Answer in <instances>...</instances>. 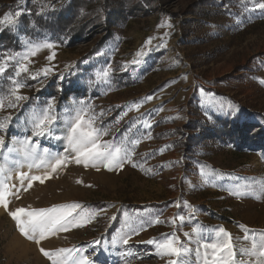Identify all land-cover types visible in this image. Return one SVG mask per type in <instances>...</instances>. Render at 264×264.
I'll return each instance as SVG.
<instances>
[{
    "label": "rangeland",
    "instance_id": "obj_1",
    "mask_svg": "<svg viewBox=\"0 0 264 264\" xmlns=\"http://www.w3.org/2000/svg\"><path fill=\"white\" fill-rule=\"evenodd\" d=\"M119 1L124 16L95 52L104 29L94 17L83 43L68 47L45 35L23 40L11 58L25 99L12 95L0 107L8 209L79 204L74 215L87 222L38 245L0 206V264H52L41 248L80 249L89 264H264V145L237 147L228 138H203L192 151L182 145L198 119L264 129V9L257 6L264 0ZM20 66L27 71L17 76ZM61 85L70 94L59 108ZM49 105L51 134L34 135L35 117ZM78 114L91 119L98 143L125 149L122 168L75 163L67 131ZM57 158L66 166L52 172ZM19 173L50 178L29 188ZM220 229L230 234L234 260L227 250L214 255L211 245L229 239ZM165 238L178 241V257L148 243Z\"/></svg>",
    "mask_w": 264,
    "mask_h": 264
},
{
    "label": "trees",
    "instance_id": "obj_2",
    "mask_svg": "<svg viewBox=\"0 0 264 264\" xmlns=\"http://www.w3.org/2000/svg\"><path fill=\"white\" fill-rule=\"evenodd\" d=\"M119 0H0V12L11 13L15 19L14 25L0 24V66L6 65V71L0 74V98L3 102L11 100L14 88L13 80L16 67L11 62L14 54L24 49L23 40L37 42L41 37L50 35L62 45L73 47L83 43L87 32L94 27L93 18H98L99 27L104 33L94 44L96 49L105 45L112 37V23L122 18L125 3ZM21 12L19 17L15 16ZM91 23V24H90ZM101 25V26H100ZM105 26V27H104ZM89 29V30H88ZM59 93L57 105L62 108L65 104L69 89L63 85ZM49 89L54 90V85ZM34 104V101H32ZM36 103V102H35ZM43 106L44 103H36ZM39 104V105H38ZM186 141L182 145L192 151L203 138L231 139L237 147H250L264 145V129L260 125L247 122L238 123L236 120L214 118L211 124L199 119L191 123Z\"/></svg>",
    "mask_w": 264,
    "mask_h": 264
},
{
    "label": "snow or ice",
    "instance_id": "obj_3",
    "mask_svg": "<svg viewBox=\"0 0 264 264\" xmlns=\"http://www.w3.org/2000/svg\"><path fill=\"white\" fill-rule=\"evenodd\" d=\"M257 6L264 9V3L258 4ZM20 15V11L15 13L16 17H19ZM14 23L15 19L11 13H6L3 18L0 19V24L13 25ZM47 46L51 47V45ZM32 54L34 55L35 53L33 52ZM5 71L6 65L0 66V74H3ZM26 71V66H20L18 67L16 74L18 76L20 72ZM102 75L107 77L108 72L105 71ZM100 76L101 74H98V79ZM13 84L14 88L12 90V95L15 96V99L17 101L25 99V97L17 95L19 88L23 85L17 83L15 80H13ZM3 106V98H0V107ZM8 106L12 107L14 105L10 103ZM55 119L56 118L51 115V105H49L47 110H45L41 115L35 117L34 128L37 131L34 132V135H44L45 131H47L48 134H51L49 126L55 122ZM98 135V130L92 127L91 119L85 120L83 115L78 114L75 121L70 123L67 131V141L71 151L75 153V163H83L86 167L89 164L97 166L98 163H103L104 167L108 170H112L113 167L122 168L123 164L128 162V154L125 149L111 144L101 145L98 143ZM0 144H3L2 138H0ZM44 151L47 152L48 150L45 149ZM62 166H66V160L57 158L55 163L51 165L52 172H55L57 168ZM18 178L20 179L21 184H23L24 180H28V187L30 188L33 181L43 183L44 180L50 178V176L45 175L44 177H29L26 173H19ZM11 194V190L8 188L6 183L0 181V206H2L5 211L8 212L9 216L16 221L20 233L30 240H35L38 245L41 240L48 238L50 235H55L60 231H67L70 227L83 226V223L87 222L84 217H80L78 220V213L74 215L76 210L81 207L79 204L31 211L24 208L9 211L7 197ZM219 231L223 232L224 236L229 239L223 245H211L214 249V255L216 251L223 252L224 250H227L228 255L233 257L234 260L235 252L231 244L230 234L224 232L223 229H220ZM247 235L248 233H246L245 239H247ZM123 242L124 244H127L128 239H124ZM148 243H156L157 250L158 252H161L162 255L178 257L182 251L181 248L176 246L178 241L174 238H165L162 243H157L156 241H148ZM256 248L257 245L255 241H253V251H255ZM40 251L45 257L52 261V264H68L69 260L71 261V264H89L88 257L83 255V252L80 249H58L55 252H48L41 248ZM76 253L80 254L76 255ZM259 255L264 257V249L259 251ZM221 259L223 258L221 257ZM168 264H177V261L169 260ZM215 264H219V261H216Z\"/></svg>",
    "mask_w": 264,
    "mask_h": 264
}]
</instances>
